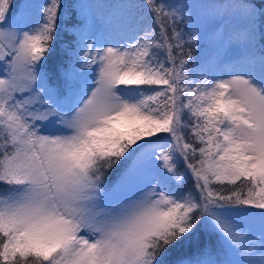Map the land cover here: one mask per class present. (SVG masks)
Wrapping results in <instances>:
<instances>
[{
    "label": "snow or ice",
    "instance_id": "snow-or-ice-1",
    "mask_svg": "<svg viewBox=\"0 0 264 264\" xmlns=\"http://www.w3.org/2000/svg\"><path fill=\"white\" fill-rule=\"evenodd\" d=\"M0 264H264V0H0Z\"/></svg>",
    "mask_w": 264,
    "mask_h": 264
},
{
    "label": "trees",
    "instance_id": "trees-1",
    "mask_svg": "<svg viewBox=\"0 0 264 264\" xmlns=\"http://www.w3.org/2000/svg\"><path fill=\"white\" fill-rule=\"evenodd\" d=\"M192 52H193V55L198 54V52H199V48H197V47H193Z\"/></svg>",
    "mask_w": 264,
    "mask_h": 264
}]
</instances>
